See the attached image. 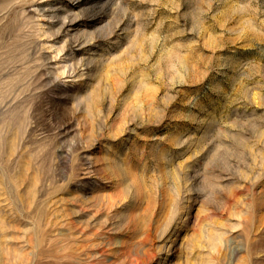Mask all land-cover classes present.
I'll use <instances>...</instances> for the list:
<instances>
[{
    "label": "rangeland",
    "instance_id": "rangeland-1",
    "mask_svg": "<svg viewBox=\"0 0 264 264\" xmlns=\"http://www.w3.org/2000/svg\"><path fill=\"white\" fill-rule=\"evenodd\" d=\"M0 264H264V0H0Z\"/></svg>",
    "mask_w": 264,
    "mask_h": 264
}]
</instances>
